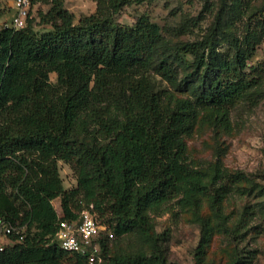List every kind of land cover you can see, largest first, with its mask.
<instances>
[{
  "label": "trees",
  "instance_id": "1",
  "mask_svg": "<svg viewBox=\"0 0 264 264\" xmlns=\"http://www.w3.org/2000/svg\"><path fill=\"white\" fill-rule=\"evenodd\" d=\"M97 1L96 12L77 21L65 0H34L49 9L25 27L0 26V217L20 228L0 250V264H88L56 239L59 222L78 220L85 209L113 233L101 236L95 264H168L150 214L178 194L190 202L210 188L206 173L188 162L185 137L196 111L210 108L229 130L232 110L260 98L252 90L264 78V58H253L264 5L250 15L242 38H228L233 52L225 55L209 38L165 42L160 24L146 14L133 24L117 20L126 4L145 0ZM38 17L51 28L36 30ZM164 83L191 90L192 98L170 105ZM108 105L122 115L112 116ZM86 114L103 143L77 135ZM60 161L74 170L76 187L65 188ZM243 177H218L215 204ZM132 232L155 246L110 255L108 240Z\"/></svg>",
  "mask_w": 264,
  "mask_h": 264
},
{
  "label": "rangeland",
  "instance_id": "2",
  "mask_svg": "<svg viewBox=\"0 0 264 264\" xmlns=\"http://www.w3.org/2000/svg\"><path fill=\"white\" fill-rule=\"evenodd\" d=\"M13 0H0V26L12 16ZM264 5V0H145L126 4L116 16L124 24H133L141 14L160 24L164 41L193 42L208 38L223 51L232 54L228 38H242L253 20L250 15ZM76 20L96 12L97 0H65ZM50 5L39 2L34 6L33 18ZM35 19V18H34ZM38 31L50 29V24L35 22ZM253 61L264 58V33L259 34ZM186 64H180L184 71ZM56 81V73L51 74ZM167 103L190 100L191 90L179 91L168 83ZM253 93L259 95L256 104L242 101L231 112V128L220 127L210 116V108L196 111L191 134L185 137L188 162L206 173L210 188L185 202L182 194L166 202L159 213H151L153 234L161 244L162 257L168 264H264V78ZM112 116L121 111L108 105ZM84 117L77 135L85 140L103 143L96 124L89 114ZM66 189L77 185L76 174L64 161L59 162ZM240 173L244 177L234 184L232 191L215 204L214 187L218 177ZM61 213V199L53 201ZM109 254H125L139 250L151 251L155 244L139 232L109 239ZM153 244V245H152ZM203 244L200 249L199 245Z\"/></svg>",
  "mask_w": 264,
  "mask_h": 264
},
{
  "label": "built area",
  "instance_id": "3",
  "mask_svg": "<svg viewBox=\"0 0 264 264\" xmlns=\"http://www.w3.org/2000/svg\"><path fill=\"white\" fill-rule=\"evenodd\" d=\"M12 7V16L4 24L14 28L25 27L33 18L34 0H13ZM17 233L20 234V228L0 217V250L12 244V237ZM104 234L113 237L112 231L85 209L78 220L59 222L56 239L63 249L84 255L88 264H95L101 261L100 238ZM19 237L22 238V235Z\"/></svg>",
  "mask_w": 264,
  "mask_h": 264
}]
</instances>
